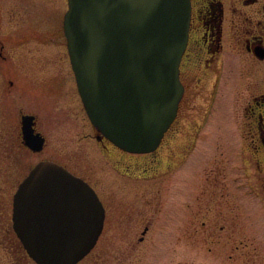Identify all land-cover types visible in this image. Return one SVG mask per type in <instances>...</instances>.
<instances>
[{"label": "flooded vegetation", "instance_id": "af4514ba", "mask_svg": "<svg viewBox=\"0 0 264 264\" xmlns=\"http://www.w3.org/2000/svg\"><path fill=\"white\" fill-rule=\"evenodd\" d=\"M49 20V0H0V161L3 164L25 155L34 159V166L51 160L95 188L106 216L103 233L84 264H98L108 255L119 260L132 253L134 247L128 252L109 251L108 231H141L138 239L142 242L154 226L146 203L131 201L126 212H121L119 206L106 202L96 184L97 168L84 157V145L89 144L85 141L95 144L118 174L144 182L158 178L191 149L190 143H179L182 148L176 153L175 138L188 133L194 135V141L200 135L201 123L179 119L183 107L201 94L207 99L205 117L211 115L213 107V114L227 109L228 117L235 120L241 141L236 163L242 169L236 189L264 209V0H191L189 38L180 62L185 92L160 146L142 154L147 156L144 160L137 158L141 154L114 145L93 125L91 133L82 129L74 139L64 142V148L51 143L49 102L80 94L71 64L64 66L66 71L58 64H49ZM64 53L70 58L67 42ZM69 73L76 83L70 89L66 85ZM26 127L32 129V135L26 133ZM14 194L0 193V264H38L15 229ZM176 207L178 216L180 202ZM206 224L203 221L202 227Z\"/></svg>", "mask_w": 264, "mask_h": 264}, {"label": "water", "instance_id": "95a60500", "mask_svg": "<svg viewBox=\"0 0 264 264\" xmlns=\"http://www.w3.org/2000/svg\"><path fill=\"white\" fill-rule=\"evenodd\" d=\"M65 34L79 91L95 127L124 150H155L184 94L180 62L191 0H68ZM105 208L82 178L41 161L14 198L15 228L39 264H82Z\"/></svg>", "mask_w": 264, "mask_h": 264}, {"label": "rangeland", "instance_id": "374dc122", "mask_svg": "<svg viewBox=\"0 0 264 264\" xmlns=\"http://www.w3.org/2000/svg\"><path fill=\"white\" fill-rule=\"evenodd\" d=\"M67 8V0H49L52 34L49 36V64H58L64 71L67 69L64 66L71 64L64 53L67 41L63 18ZM74 84L75 79L69 73L66 85L69 88ZM68 98V103L65 99L54 104L49 102V133L56 148H64V142L74 139L82 129L86 134L92 132L81 97ZM64 107L67 109L63 111ZM206 107L205 94L183 107L179 120L201 123L200 135L194 141V135L188 133L177 136L173 144L176 153L182 148L179 143H190L191 149L176 165L167 168L168 172L146 182L118 174L95 144L84 140L89 143L84 145V157L97 168L96 184L106 202L126 212L129 202L139 200L140 205L149 206V216L154 217V226L142 242L138 239L141 231L139 234L138 231H108L109 251L115 248L118 252H128L134 248L126 258L113 260L108 255L98 264H264V209L236 189L242 172L238 164L241 150L236 134L238 126L228 117L227 109L223 114V109L213 114L211 107V115L205 117ZM230 129L232 134L227 135ZM71 146L77 148V145ZM23 157H12L7 162L4 159L3 164L0 161V193L15 192L28 174L34 159ZM137 158L144 160L147 156L141 154ZM222 193L227 196L222 197ZM179 202L180 215L177 216L175 206ZM203 221L207 222L204 228Z\"/></svg>", "mask_w": 264, "mask_h": 264}]
</instances>
